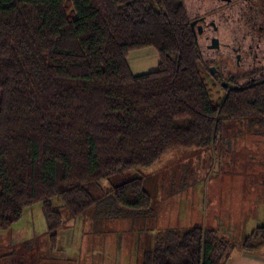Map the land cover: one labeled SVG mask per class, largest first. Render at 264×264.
<instances>
[{"label":"trees","instance_id":"trees-1","mask_svg":"<svg viewBox=\"0 0 264 264\" xmlns=\"http://www.w3.org/2000/svg\"><path fill=\"white\" fill-rule=\"evenodd\" d=\"M145 48L158 68L134 75L128 55ZM201 62L180 0H0V231L37 204L53 248L67 220L86 214L145 229L155 221L148 180L104 182L217 147L230 123L263 134L264 82L215 102ZM163 231L137 243L142 264H226L235 250L264 247V224L238 245L201 226ZM0 246V264H20Z\"/></svg>","mask_w":264,"mask_h":264},{"label":"rangeland","instance_id":"rangeland-1","mask_svg":"<svg viewBox=\"0 0 264 264\" xmlns=\"http://www.w3.org/2000/svg\"><path fill=\"white\" fill-rule=\"evenodd\" d=\"M140 53H146L148 63L147 69H144L141 74L156 71L159 60L154 48L136 50L132 53V58L130 57V64L133 65L136 62V59L134 62V56ZM205 79L212 99L219 102L226 92L208 77ZM234 125L230 123L226 126L225 139L217 147L204 150H177L165 155L150 169L129 171L104 182L105 189H112L113 186L136 177L149 180L146 186L148 192H150L148 186L152 189L156 186L153 189L155 193L150 192L157 208L155 221L150 227L145 222L144 229L138 220L132 218H99L96 215L86 214L77 219H69L59 230L57 241L64 237L66 240H80L89 244L82 248L72 245L61 251L59 256L70 259L63 264H86L88 261L91 264H142L144 245L142 243L138 245L139 240L150 241L151 237L156 239L162 237L163 229L169 227L193 228L194 225L183 224L189 217L192 222L199 219L200 224L204 220L211 223L213 214L223 216L229 203H242L241 199L247 189L246 186L252 188L254 195L258 194L255 189L260 187L262 179L264 180V131L263 134L250 132L251 128L256 129L258 126H247L246 122ZM233 128L249 131L239 137L235 135ZM191 190L195 192V198L191 195ZM198 193L206 194V199H201L199 202ZM260 202L258 195L255 208L259 207ZM54 204L58 208L59 204L56 200ZM262 209H264L263 205ZM58 210L64 219L68 217L69 214L65 208H58ZM162 213H165L163 219H161ZM47 227L42 204L34 205L25 209L22 219L11 229L0 231V245H11L9 247L12 248L7 251L13 249L17 252L16 257L19 258L17 262L20 264H43L40 255L34 254L40 251L39 243L43 241L41 232H45ZM28 230L30 233L34 230L35 240L24 246L12 245L23 239ZM248 232L246 234L249 235L251 231ZM220 234L226 236L227 233ZM243 235V232L233 233L228 235V239L238 245L244 240ZM111 241L114 243V248H101L105 242ZM90 243L98 247H90ZM108 250L113 252V257L107 259Z\"/></svg>","mask_w":264,"mask_h":264},{"label":"flooded vegetation","instance_id":"flooded-vegetation-1","mask_svg":"<svg viewBox=\"0 0 264 264\" xmlns=\"http://www.w3.org/2000/svg\"><path fill=\"white\" fill-rule=\"evenodd\" d=\"M207 77L225 92L264 82V0H180Z\"/></svg>","mask_w":264,"mask_h":264},{"label":"crops","instance_id":"crops-1","mask_svg":"<svg viewBox=\"0 0 264 264\" xmlns=\"http://www.w3.org/2000/svg\"><path fill=\"white\" fill-rule=\"evenodd\" d=\"M134 52H136V51H132L128 55V58H127L128 65H129L131 72L134 75H141V72L144 69H147V66H148V63L146 61L147 60L146 59V53H143V54L140 53V55L136 54L134 56V62L136 59V62H135L136 64L134 63L133 65H131L129 60H130V57L132 56V53H134ZM158 60L160 61L159 55H158ZM158 64H159V62H158ZM147 183L148 182L146 181L145 184H147ZM149 184H152V182L151 183L149 182ZM155 187L156 186H153V189H155ZM246 188L247 189L245 190V194H243V198L241 199L242 203H229V205L226 206L227 208H226V211L224 212L223 216H220L218 214H213V218L211 220V223L204 220V221H202V224H200V222H198L199 219L197 221L192 222L191 217H189V218H186L187 222L183 223V224L184 225L189 224V225H194V226H201L204 228L216 230L219 233H221V232L227 233L225 236L227 238L230 235H232L233 233H242L243 232L244 235L242 237L244 239L248 235V234H246V233H249L248 231L252 232L255 228L264 224V209H262V205L264 207V180L262 179V182L260 183V187L255 189L256 193H258L256 195H254L255 193L251 187L246 186ZM148 189L150 192L155 193V191L152 188H149V186H148ZM194 193L195 192L191 190V195H193V198H195ZM258 195L260 196L261 202L259 204V207L255 208L256 204H257L256 200H257ZM201 199H203V200L206 199V194H199L198 193L197 200L200 202ZM42 210H43V207H42ZM156 214H157V208L155 206L153 214L150 215V217H149V221L152 222L155 219L154 217ZM164 214L162 213L161 219H163L165 217ZM189 216H191V215H189ZM200 219L202 220V218H200ZM161 223L165 224L164 221H161ZM183 229H185V228L183 227ZM187 229H189V228H187ZM41 234H43L42 235L43 241H41V243H39L40 251H37L38 253L35 252L34 255H40L41 260H43V264H63V262L69 261L70 259H69V257L59 256L61 251L65 250V248H70L72 245H76V247L82 248L85 245L89 244V242H83L80 240H74V241H70L69 239L66 240V238L64 239V237H63L61 239L59 238V241H57V243H56V247L53 248L52 243L49 239L48 227H47L46 231L41 232ZM35 237L36 236L34 234V230L31 233H30V230H28L27 234L26 235L24 234L23 239L18 240L17 243L12 244V245H16V246L27 245V244L31 243L30 241L35 240ZM90 244H91L90 247H95V248L98 247L97 245H94L93 243H90ZM113 244L114 243L112 241L111 242H105L101 248H108V249L110 247L114 248ZM102 254L104 255L103 252H102ZM110 254L112 256H107ZM106 257H107V259L109 257H113V252H110L108 250V252L106 253ZM86 264H91V262L88 261V262H86ZM226 264H264V247L260 248L256 252H249V251L240 250V249L235 250L232 253V255L230 256V258L227 260Z\"/></svg>","mask_w":264,"mask_h":264}]
</instances>
